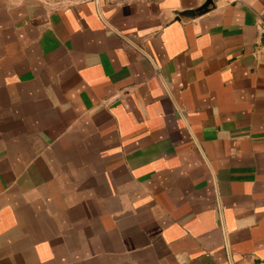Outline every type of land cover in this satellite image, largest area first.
<instances>
[{"label": "crops", "instance_id": "0c3cea01", "mask_svg": "<svg viewBox=\"0 0 264 264\" xmlns=\"http://www.w3.org/2000/svg\"><path fill=\"white\" fill-rule=\"evenodd\" d=\"M206 1L0 0V264H264V0Z\"/></svg>", "mask_w": 264, "mask_h": 264}, {"label": "water", "instance_id": "95a60500", "mask_svg": "<svg viewBox=\"0 0 264 264\" xmlns=\"http://www.w3.org/2000/svg\"><path fill=\"white\" fill-rule=\"evenodd\" d=\"M212 4H213L212 0H207L202 6L198 7L197 9L178 12L177 16L180 19H193V18L207 12L209 7ZM263 33H264V31H263ZM260 42L264 43V34L260 36Z\"/></svg>", "mask_w": 264, "mask_h": 264}]
</instances>
